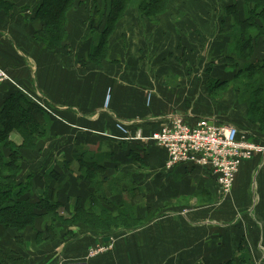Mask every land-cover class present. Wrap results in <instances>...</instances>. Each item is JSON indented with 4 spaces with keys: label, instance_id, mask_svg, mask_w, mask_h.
I'll list each match as a JSON object with an SVG mask.
<instances>
[{
    "label": "crops",
    "instance_id": "crops-1",
    "mask_svg": "<svg viewBox=\"0 0 264 264\" xmlns=\"http://www.w3.org/2000/svg\"><path fill=\"white\" fill-rule=\"evenodd\" d=\"M37 1L0 13V65L16 82L0 85V110L23 94L49 113V134L22 152L26 174L35 175L31 201L54 198L58 214L38 209L33 227L4 232L8 248L27 264H264V152L242 163L225 196L211 169H167L162 148L125 139L119 127L149 136L174 117L189 124L206 117L264 143L232 85L240 57L228 33L234 17L246 20L245 0H183L157 23L129 8L101 61L95 50L106 18L93 0L70 11L56 48L36 36ZM251 44L248 61L264 60V33ZM11 139L24 142L17 129ZM83 152L98 164L86 169ZM121 206L132 209L136 227L105 234L71 221ZM100 244L108 249L90 255Z\"/></svg>",
    "mask_w": 264,
    "mask_h": 264
},
{
    "label": "trees",
    "instance_id": "trees-1",
    "mask_svg": "<svg viewBox=\"0 0 264 264\" xmlns=\"http://www.w3.org/2000/svg\"><path fill=\"white\" fill-rule=\"evenodd\" d=\"M19 1L21 0H0V13H10L18 6ZM81 1L38 0L34 18L43 22V26L37 29V38L51 48L59 45L61 47L67 38L69 13ZM172 2L173 0H94L93 8H99L102 17L106 18L95 54L103 55L114 25L126 10L137 9L142 17L154 20L166 13ZM244 10L247 14L246 20L239 22L234 17L236 27L228 33L235 42V49L239 51L240 57L233 64L237 73L232 79V85L238 93L240 103L247 106L246 119L258 126L256 137H264V60L248 61L254 46L251 44L252 39L264 33V26H257V23L264 24V0H245ZM15 101L16 104L12 103L9 107L6 105L0 110V264H27L24 253H15L8 248L2 239L4 232L14 230L23 233L33 227L36 217L40 215L37 213L38 209H45L56 217L58 214V205L54 198H41L43 203L31 201L35 175L26 174L27 157L22 152L24 148L35 147L36 140L49 134L50 115L23 94L17 95ZM14 129L20 130L24 138L23 144H16L11 139ZM123 134L126 137L128 135L125 132ZM134 141L142 143L141 140ZM145 145L149 146L146 143ZM82 154L79 160L86 169L98 164L97 161L85 157V152ZM133 216L134 212L129 207H95L77 213L71 221H84L98 233L106 234L113 229L136 227L138 223H135ZM49 229L53 233L56 231L52 225ZM16 241L22 245V236L17 237Z\"/></svg>",
    "mask_w": 264,
    "mask_h": 264
},
{
    "label": "built area",
    "instance_id": "built-area-1",
    "mask_svg": "<svg viewBox=\"0 0 264 264\" xmlns=\"http://www.w3.org/2000/svg\"><path fill=\"white\" fill-rule=\"evenodd\" d=\"M8 81L16 84L0 65V85ZM119 127L128 134L125 139L153 141L162 148L166 153L167 169L189 163L211 169L225 196L232 192L242 163L253 158L255 153L264 152V143L249 139L238 126L206 117L194 124L187 123L182 117H174L149 136L139 132L132 136L125 125ZM107 249L106 245L100 244L90 249V255H98Z\"/></svg>",
    "mask_w": 264,
    "mask_h": 264
},
{
    "label": "rangeland",
    "instance_id": "rangeland-1",
    "mask_svg": "<svg viewBox=\"0 0 264 264\" xmlns=\"http://www.w3.org/2000/svg\"><path fill=\"white\" fill-rule=\"evenodd\" d=\"M181 1H183V0H173V2H172V4H171V6H170V8H169V10L166 12V13H164V15L165 14H168L170 11H171V8L172 9H174V8H177V6H179L180 5V3H184V2H181ZM81 2H87L88 3V6H91V3H89L90 2V0H82ZM93 2H94V0H93ZM78 3V5L80 4L79 2H77ZM179 4V5H178ZM76 9H78V8H76ZM70 14V13H69ZM71 16V15H70ZM148 18V17H147ZM80 19L82 20V15L80 16ZM149 19V18H148ZM150 21H153V23H157L158 21H159V18H156V19H154V20H151V19H149ZM69 24V23H68ZM118 26H119V20L116 22V24L114 25V28H113V30H112V33L111 34H113V32L114 31H116L117 30V28H118ZM95 31H97L98 33H99V30H97V29H94ZM110 34V35H111ZM109 35V36H110ZM63 45V44H62ZM61 45V46H62ZM60 46V45H59ZM98 57H99V59H97V60H100L101 61V57L103 58V56H100V55H97ZM240 81V80H239ZM225 89V88H224ZM256 138V137H255ZM54 228H56V227H54ZM57 229V228H56ZM7 243L9 244V240H7ZM94 248V247H93Z\"/></svg>",
    "mask_w": 264,
    "mask_h": 264
},
{
    "label": "water",
    "instance_id": "water-1",
    "mask_svg": "<svg viewBox=\"0 0 264 264\" xmlns=\"http://www.w3.org/2000/svg\"><path fill=\"white\" fill-rule=\"evenodd\" d=\"M106 240H110V239L107 238Z\"/></svg>",
    "mask_w": 264,
    "mask_h": 264
}]
</instances>
